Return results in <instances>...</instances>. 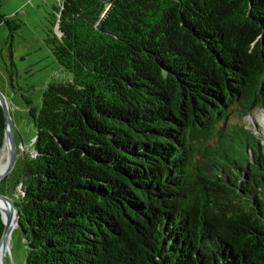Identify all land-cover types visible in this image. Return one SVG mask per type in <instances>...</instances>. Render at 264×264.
<instances>
[{
	"label": "trees",
	"instance_id": "16d2710c",
	"mask_svg": "<svg viewBox=\"0 0 264 264\" xmlns=\"http://www.w3.org/2000/svg\"><path fill=\"white\" fill-rule=\"evenodd\" d=\"M52 27L71 78L25 97L0 182L25 264H264V128L230 122L264 109V0H61Z\"/></svg>",
	"mask_w": 264,
	"mask_h": 264
},
{
	"label": "rangeland",
	"instance_id": "374dc122",
	"mask_svg": "<svg viewBox=\"0 0 264 264\" xmlns=\"http://www.w3.org/2000/svg\"><path fill=\"white\" fill-rule=\"evenodd\" d=\"M60 2L61 0H3L0 8L2 14L20 24L12 35L8 25L0 24V92L8 102L18 146L13 174L25 155L34 154L37 130L25 97L30 98L33 105L39 106L44 89L50 82L71 78V73L58 63L48 43L53 29L52 14L60 6ZM230 122L254 124L256 128H264V109L257 108L253 114L242 117L239 106L234 105ZM18 192L20 191L17 190ZM7 245L11 252L5 264H25L26 246L22 233L16 226Z\"/></svg>",
	"mask_w": 264,
	"mask_h": 264
},
{
	"label": "water",
	"instance_id": "95a60500",
	"mask_svg": "<svg viewBox=\"0 0 264 264\" xmlns=\"http://www.w3.org/2000/svg\"><path fill=\"white\" fill-rule=\"evenodd\" d=\"M56 28H58V26ZM0 104L3 107L5 118H6V131H5V138H4L3 146L7 143L8 150H9L7 164L3 172L0 175V182H1L6 176H8V174L15 167L16 160L18 157V146L15 140L13 122L9 114L8 102L5 96L2 94V92H0ZM2 148H1V151H2ZM0 201L3 202L5 205H7V210L5 213H3L2 207L0 205V211H1L2 218L5 224L4 231L0 237V256L2 257L4 261L0 262V264H5L7 254L11 252V248H9L8 251L6 250L7 240L8 238H10L11 233L14 229L13 228L14 219H16L17 224L19 226L20 212H19L16 202L10 196L0 192Z\"/></svg>",
	"mask_w": 264,
	"mask_h": 264
},
{
	"label": "bare ground",
	"instance_id": "6f19581e",
	"mask_svg": "<svg viewBox=\"0 0 264 264\" xmlns=\"http://www.w3.org/2000/svg\"><path fill=\"white\" fill-rule=\"evenodd\" d=\"M8 155H9V150H8V144L6 143V144L3 146L2 151H1V153H0V175H1V173L3 172V170H4V168H5L6 164H7ZM0 205H1V207H2L3 213H5L6 210H7V205H5V204H4L3 202H1V201H0ZM15 226H16V227L18 226L16 219H14V221H13V228H15ZM9 240H10V238H8V240H7V244H8V242H9ZM7 244H6V250L8 251V249H7V246H8V245H7ZM1 254H2V252H1ZM3 261H4V260H3L2 257L0 256V262H3Z\"/></svg>",
	"mask_w": 264,
	"mask_h": 264
}]
</instances>
